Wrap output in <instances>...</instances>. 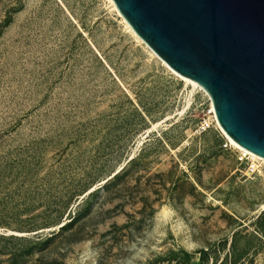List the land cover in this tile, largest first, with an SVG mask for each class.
<instances>
[{
  "label": "rangeland",
  "instance_id": "obj_1",
  "mask_svg": "<svg viewBox=\"0 0 264 264\" xmlns=\"http://www.w3.org/2000/svg\"><path fill=\"white\" fill-rule=\"evenodd\" d=\"M109 0H0V264H264V161Z\"/></svg>",
  "mask_w": 264,
  "mask_h": 264
},
{
  "label": "water",
  "instance_id": "obj_2",
  "mask_svg": "<svg viewBox=\"0 0 264 264\" xmlns=\"http://www.w3.org/2000/svg\"><path fill=\"white\" fill-rule=\"evenodd\" d=\"M163 63L208 95L219 128L264 157V0H112Z\"/></svg>",
  "mask_w": 264,
  "mask_h": 264
},
{
  "label": "bare ground",
  "instance_id": "obj_3",
  "mask_svg": "<svg viewBox=\"0 0 264 264\" xmlns=\"http://www.w3.org/2000/svg\"><path fill=\"white\" fill-rule=\"evenodd\" d=\"M111 3H112V5L114 6V4H113V2H112V0H109ZM114 8H115V6H114ZM115 10H117L116 8H115ZM122 17V16H121ZM123 18V17H122ZM124 20V19H123ZM125 21V20H124ZM125 23H126V21H125ZM127 24V23H126ZM127 26L129 27V30H131V32L133 33V34H135L133 31H132V29L130 28V26L127 24ZM136 35V34H135ZM137 36V35H136ZM142 41V40H141ZM150 50V49H149ZM152 52V51H151ZM153 53V52H152ZM154 54V53H153ZM162 62V61H161ZM163 63V62H162ZM164 65H165V67H167L172 73H174L176 76H178L181 80H183V81H185V82H187V83H190L191 85H193V86H199L196 82H194L193 80H191V79H189V78H186V77H184V76H182V75H180V74H178V73H176L175 71H173L172 69H170L165 63H163ZM211 105H212V103H211ZM212 109H213V106H212ZM224 133V132H223ZM225 136H226V138L228 139V141L233 145V146H235L236 148H238V150H241V151H243V153L244 154H248L249 156H251L252 158H256V159H260V160H263L264 161V157L263 156H260V155H257L256 153H254V152H252V151H249V150H247V149H245V148H243V147H241L240 145H238L236 142H234L230 137H228L226 134H225ZM250 157V158H251Z\"/></svg>",
  "mask_w": 264,
  "mask_h": 264
}]
</instances>
